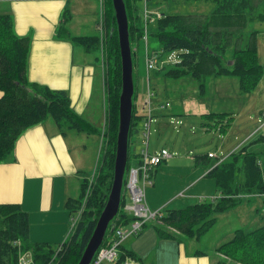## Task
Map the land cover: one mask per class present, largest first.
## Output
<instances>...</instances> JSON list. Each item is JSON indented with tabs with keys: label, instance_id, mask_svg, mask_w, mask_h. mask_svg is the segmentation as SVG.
I'll list each match as a JSON object with an SVG mask.
<instances>
[{
	"label": "trees",
	"instance_id": "16d2710c",
	"mask_svg": "<svg viewBox=\"0 0 264 264\" xmlns=\"http://www.w3.org/2000/svg\"><path fill=\"white\" fill-rule=\"evenodd\" d=\"M201 1L202 6L212 4L208 12L201 8L188 12H178L176 9L181 2L195 0H125L131 47L132 41L139 43L140 39H144L148 47L150 35L155 36L161 43L160 59H163L165 53L174 51H178L179 55L176 62L160 66L157 72L171 78L192 76L199 82L202 93H205L209 76L234 75L239 79L240 91L251 92L259 85L264 73V66L258 57V33L261 30L254 27L249 33L244 30L253 21L259 23L264 31V0ZM167 5H170V9ZM102 7L108 29L106 37L104 28L90 35H72L67 28L59 31V35L71 39L88 52L96 53L102 63L107 102L106 124L102 132L74 110L67 90L51 88L28 79L27 59L31 39L16 33L11 14L0 13V88L3 91L0 97V162L11 159L18 138L28 127L50 117L62 134H67L70 129L87 134L97 133L102 135L104 143L97 176L85 206L87 179L82 182L80 196L68 197L66 200L65 207L70 210L73 220L71 236L59 247L46 242H31L28 212L19 203H0V264H18L23 252L31 253L35 264H78L107 203L115 175L122 65L113 0H103ZM146 10L152 12L155 24L151 33L147 26L148 39L145 30L146 21L150 18L146 17ZM154 11L165 15L159 17ZM101 19L104 20L103 16ZM101 47L107 54L106 59L102 56L104 53ZM149 54L147 48V57ZM134 83L133 99L138 91L135 75ZM225 114L206 112L203 116L218 121L222 131L226 129V123L220 124L226 122ZM136 116L134 102L124 185L132 167V136L135 131L139 132L135 128ZM236 152L231 153L232 160L215 155L213 162H207L210 167L207 175L214 177L216 190L221 196L200 200L183 208L166 207L161 217L147 222L143 228L154 226L160 238L179 241L184 238H201L215 224L217 212L233 208L242 201L239 196L241 188L251 190V194H264V162L261 163L264 152L242 150L239 155ZM241 155L246 157L245 172L248 177L243 187L235 185V176L237 170H240L237 159ZM207 158L212 160V156L208 155ZM246 183H250L251 189ZM125 199L123 193L121 209L110 223L101 247L112 246L117 238V229L135 219L133 214L125 210ZM216 252L220 254L217 264H264V225L251 231L237 229L230 240L216 248ZM128 257L137 258V255L120 244L117 257L111 262L127 264Z\"/></svg>",
	"mask_w": 264,
	"mask_h": 264
},
{
	"label": "rangeland",
	"instance_id": "374dc122",
	"mask_svg": "<svg viewBox=\"0 0 264 264\" xmlns=\"http://www.w3.org/2000/svg\"><path fill=\"white\" fill-rule=\"evenodd\" d=\"M201 2V0L181 2L176 9L178 12H188L200 10L199 8H201L208 12L212 4L202 6ZM166 7L170 9V5ZM163 9L165 10L164 7ZM102 13L104 14L100 0H67L62 15H60L62 20L60 25H64L71 34L90 35L95 31L92 29V25L95 24L96 31L100 30H97V21H100L102 16L104 19ZM153 21L148 24L150 33L153 25L155 27ZM103 22L104 37H106L108 29L105 19ZM253 27L261 30L258 33V57L264 66V31L262 32V26L259 23L250 21L244 32L249 33ZM132 48L135 82L138 84L137 96L133 101L137 113L135 128L139 129V132L135 131L134 133L141 132L142 135L134 134L131 151L135 154L131 155L130 161L138 165L140 157L142 159V156H139L138 153L146 148L143 127L147 112L145 104L150 88L153 93L151 107L156 118L151 126L150 149L152 151L154 149L161 150L165 147L173 154L158 167L159 170L161 169V173L156 176V179L158 176L159 179L156 181L158 188L153 194L155 200H160L166 196V201L169 202L168 208H183L200 200L221 196L215 188L214 177L208 176L206 173L209 171L207 162H213L216 157L208 160L207 156L212 152L217 157L232 160L233 157L230 155L233 151H237V155L242 153V150L244 152H264V73L259 85L249 93L240 91L239 79L234 75L209 76L205 93H202L199 82L192 76L171 78L157 72L155 68H152L149 74L146 63L147 48L150 53L155 49L158 52L162 51L161 43L155 36L150 35L148 47L146 41L140 39L139 43L132 41ZM101 51L106 59L107 54L102 47ZM162 58L161 66L176 62L179 59L178 51L165 53ZM71 81H74V78ZM98 83L101 85L102 80H98ZM96 99L99 101L102 99L101 103ZM96 99L93 100L84 116L87 120H92L93 124L102 132L106 123L107 102L104 95H100ZM72 104L81 114L82 101L76 99ZM162 104L165 106L161 107ZM206 112L226 113L224 115L226 122L220 123H226V129L221 131L218 121L203 116ZM49 119L53 121L51 117ZM69 137H79V142L74 141L71 146L74 148L72 151L74 158L84 167L81 169L80 179L77 181L81 183L86 178L88 183L84 197L83 206H85L92 184L97 176V166L100 157L103 155L104 143L102 135L97 133L87 134L73 130L69 132ZM84 142L88 144L87 148L84 147ZM261 160V163H263L264 157ZM245 161L246 157L242 155L237 159L240 170H237L235 185L238 184L242 187V184L248 178L245 172ZM127 179H129V175ZM138 185H143L146 194L149 185L146 183ZM245 185L251 189L250 183ZM207 187H211L213 195H207L202 191ZM250 191L241 188L239 196L242 197V201L233 208L217 212L215 214L217 218L215 224L202 236L200 241L196 240L197 238H190L191 244L189 247L193 250L200 248L209 250L211 256L214 257L217 253L214 250L215 246L230 240L237 229L251 231L264 225V194H251ZM78 192V196H80L81 187H79ZM189 194H196L198 197L191 199V203H186L189 200L186 196ZM128 195L129 192L127 194L129 202ZM200 196L204 198L201 199ZM172 201H176L182 207H176ZM165 206H162V208H165ZM70 222L72 223L73 220ZM70 236L69 233L68 237L61 242H48L53 247H59ZM134 236L136 235H127L124 240ZM30 241L35 242L31 238ZM197 241L198 244H196ZM121 244H123V241ZM107 261L110 260L107 259Z\"/></svg>",
	"mask_w": 264,
	"mask_h": 264
},
{
	"label": "crops",
	"instance_id": "0c3cea01",
	"mask_svg": "<svg viewBox=\"0 0 264 264\" xmlns=\"http://www.w3.org/2000/svg\"><path fill=\"white\" fill-rule=\"evenodd\" d=\"M66 2L67 0H0V13L11 14L16 33L29 36L31 39L27 59L28 79L51 88L67 90L71 103L76 99L82 101L79 111L86 119L84 115L93 100L100 95H104L105 98L104 70L96 53L88 52L71 39L59 35V31L65 28L64 25H60L62 21L60 15ZM98 24L97 29H99ZM92 29L95 30L92 33L97 34L95 24L92 25ZM73 78L74 81H71ZM98 80H102L101 85ZM2 95L3 91L0 88V97ZM96 101L101 103L102 99ZM72 107L74 108L73 104ZM74 110L78 113L76 108ZM88 121L93 124L92 120ZM73 130L75 129L62 134L55 122L49 118L34 124L18 138L11 159L0 162V203H19L28 212L30 238L35 242H61L71 232L72 216L65 204L68 197H79L78 191L82 182L78 183L77 180L80 179L79 173L84 168L72 153L74 148L71 144L74 141L79 142V137H69V132ZM84 147H88L86 142ZM149 150L155 152L159 149L152 151L149 146ZM134 154L135 152L132 151V155ZM140 162L141 157L138 165L131 162V166L138 167ZM160 164L152 169L153 184L146 189L145 202L152 210H163L169 205L166 196L155 200L153 195L158 188L156 181L159 176L157 179L156 176L161 173V169H158ZM208 168L210 170V167ZM202 191L207 195H213L211 187ZM124 194L126 197L124 207H126L132 204V200L128 195L130 200L128 202V192ZM186 197L189 199L186 203H191V199L198 196L189 194ZM200 198L204 197L200 196ZM172 203L176 207H182L176 201ZM164 205L165 208H162ZM130 224L129 222L126 226ZM201 239L202 237L196 240ZM189 240L190 238H184L182 241L160 238L154 226H148L138 235L123 240L122 247L132 250L137 255V258H129L131 257L129 256L128 261L126 260L127 263L132 264L218 263L219 253L213 257L209 250L201 248L193 250L189 247L191 244ZM218 246H215V251ZM111 261L104 263L113 264Z\"/></svg>",
	"mask_w": 264,
	"mask_h": 264
},
{
	"label": "water",
	"instance_id": "95a60500",
	"mask_svg": "<svg viewBox=\"0 0 264 264\" xmlns=\"http://www.w3.org/2000/svg\"><path fill=\"white\" fill-rule=\"evenodd\" d=\"M113 5L118 25L122 65V91L120 95V122L115 159V175L107 203L78 264H90L92 262L96 252L104 241L110 223L121 209L124 178L129 158V135L132 127L133 96L135 93L133 54L125 0H113Z\"/></svg>",
	"mask_w": 264,
	"mask_h": 264
},
{
	"label": "built area",
	"instance_id": "2783aa9c",
	"mask_svg": "<svg viewBox=\"0 0 264 264\" xmlns=\"http://www.w3.org/2000/svg\"><path fill=\"white\" fill-rule=\"evenodd\" d=\"M101 3L103 0H100ZM156 12L157 16L163 17L165 13L154 11ZM152 12H149L146 10V17L150 18L149 21H153V17L151 16ZM148 20L146 21V30H145V37L148 39ZM103 20H100V23L98 24L99 29L103 30ZM161 60L160 59V52L153 51L150 53L147 57L146 63H147V69L150 71L152 68H159L161 66ZM152 91L149 88V95L146 101V118L144 122V133L147 134L148 138L151 134V126L152 123L156 121V118L153 115L152 107H151V96ZM163 107V106H161ZM173 122V121H172ZM168 156H170L169 150L167 148H162L161 150L155 151V152H149L147 150H144V153L142 155L141 162L138 167H131L129 170V180L126 187V191L129 192V195L132 200L131 205H127L125 209L129 212H131L135 219L131 222L129 226H123L117 229L116 235L117 238L115 239L114 243L110 247H101L95 256L93 258L92 262L90 264H101L103 260H113L117 257L118 254V246L122 243L125 237L127 235L133 234L138 235L140 231H142V228L144 225L150 221L154 220L158 217H161L163 215V212L161 209L158 210H152L147 203L145 202L146 194L143 189V185H138L141 183H146L147 185L153 184V179L151 177L150 169L152 166L158 164L162 160L166 159ZM144 201V203H142ZM18 264H35V260L31 253L29 252H23L20 254ZM52 264V263H48ZM128 264V263H127Z\"/></svg>",
	"mask_w": 264,
	"mask_h": 264
},
{
	"label": "bare ground",
	"instance_id": "6f19581e",
	"mask_svg": "<svg viewBox=\"0 0 264 264\" xmlns=\"http://www.w3.org/2000/svg\"><path fill=\"white\" fill-rule=\"evenodd\" d=\"M133 105H134V104H133ZM143 136H145L146 148H144V149L142 150V152L140 153L141 156L143 155L144 150L149 151V146H150V136H149V138H148L147 134L144 133V130H143ZM149 152H150V151H149ZM169 153H170V156H168V157H171L173 154H172L170 151H169ZM209 156L215 157V155H214L213 153H210ZM168 157H167V158H168ZM167 158H166V159H167ZM164 160H165V159H164ZM164 160H162L161 162H163ZM161 162H159V163L156 164V165H159ZM156 165H154V166H156ZM154 166H152L151 169H150L151 177H152V169H153ZM128 180H129V179H127L126 187H127V184H128ZM150 221H151V220H150ZM148 222H149V221H148ZM142 229H143V228H142ZM113 260H114V259H113Z\"/></svg>",
	"mask_w": 264,
	"mask_h": 264
}]
</instances>
